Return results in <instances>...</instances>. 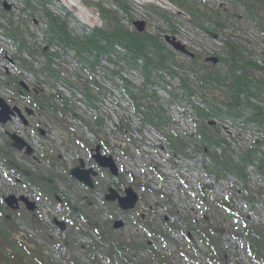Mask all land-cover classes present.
<instances>
[{
  "label": "rangeland",
  "instance_id": "374dc122",
  "mask_svg": "<svg viewBox=\"0 0 264 264\" xmlns=\"http://www.w3.org/2000/svg\"><path fill=\"white\" fill-rule=\"evenodd\" d=\"M31 1L28 6L24 0H0V99L3 103L6 100L14 103L20 115L29 123L24 126L22 120L15 116L0 126V226L7 227L0 230V264H94L93 259L86 256V247L81 245L89 244L91 237L95 235V228L107 229L108 232L112 230L109 232L112 237L122 236V230L115 232L112 229L115 222L119 221L118 218L124 219L119 215L121 209L116 207L114 201L105 198L111 194L109 189L116 195L120 194L121 185L117 181L120 178L115 179L120 174L126 183L130 182L131 177L138 179L137 182L133 181L136 184L143 178L145 183L149 181V187L153 191L166 194L164 199L156 192L150 193L147 188L140 189L136 185L130 187L141 197L138 205L152 207L154 220L149 222L150 227L153 226L159 233L165 231L171 244L168 243L166 248L161 244L159 236L148 238L151 230L149 227L146 231H140L142 234L134 228H127L125 234L129 238L139 240L142 237L143 242H150L148 248L160 241L157 253L168 254L170 257L171 252L174 264H220L216 261L222 264H260L248 258V249L251 250L249 247L247 249L249 240L239 235L246 236L247 230L264 227V169L261 166L264 164V144L258 145L253 162L245 167V183L232 170L229 171L231 175L227 174V170H222L221 176L226 179L219 177L217 181L212 174L216 164L211 155L215 153L220 157L219 160L230 159L233 164L240 165L239 158L246 149L239 150L246 147V141L247 144L250 143L254 134L238 129L237 125L243 119L231 121L224 116V122L219 123L217 130L209 128L214 120L205 123L208 128L206 132L212 136L219 134L224 139L225 146L222 147L227 148V151H223L212 147L210 153L206 154L189 138L190 132L194 130V123H190L188 116L192 117L196 113L185 100L189 96L192 104L204 108L202 96L211 101L214 92L195 90L186 95L182 93L185 88L180 86V79L177 76L173 78L169 70L161 71V75L152 71L153 84L144 86L145 79L139 69L117 63L112 55H108L111 59L100 55L97 58L98 65H95L94 55L83 54L82 59L77 58L72 49L60 46L54 40L49 43L45 33L46 22L40 11L45 9L58 16L66 22L73 35L79 36L91 34L95 28H104L106 21L99 12L101 8L114 12L120 20L119 24L131 30L135 21H142L143 32L157 36L170 49L168 65L175 71L184 72V84L190 87L197 84V79L194 75L187 74L186 69L199 60L206 65L204 57H226V41L238 45L245 57L264 69V37L258 32L254 21H247L241 12L239 19L232 18L230 15L235 10L229 0H184L185 3L180 1V5L171 0H161L162 4L157 0H80V5L88 16L84 20L77 19L69 7L59 0H44L43 6L37 0ZM259 4L255 9V18L264 25V0H259ZM159 13L165 15L171 25ZM216 17L221 21L225 20V26L217 30L216 35L209 36L206 30H214ZM79 22H84L86 28H80ZM173 30L174 34L170 32ZM165 36L174 37L184 46L186 53L174 50L165 41ZM28 49L34 50V56L29 55ZM141 64L138 61V65ZM216 66L217 69L221 68L220 62ZM84 67L88 68L87 72H84ZM225 68L224 66L223 69ZM214 70L215 67H212L210 71ZM109 72H117L126 79L134 87L130 88L135 95L146 92L157 97L152 106L159 109V115L167 123L163 125V133L138 122L135 115L139 113L134 112L132 99L123 89L127 87L126 82L123 84L114 77V82L118 84L115 86L107 76ZM257 75L260 76V72ZM88 81L89 87H94L96 83L107 93L105 97L98 98V110L95 112L81 100L82 95L76 90L82 84L87 86ZM222 90L226 91L227 88ZM21 91L26 99L20 97ZM223 91L221 92L224 93ZM171 92L178 99H173ZM45 99L58 106L59 112L52 108H41L39 104H44ZM66 99L68 102H65ZM255 99L250 97L245 100L258 106L262 116L264 98L261 101ZM142 101V108L139 109L144 111L143 104L146 102ZM64 103L71 107L70 112L62 113ZM10 110L13 115L17 114L14 109ZM29 111L32 113L28 114ZM28 115H33L32 119ZM70 115H79L83 121H90L96 115L101 118L103 125L100 136L109 146L101 154L110 155L111 160H114L116 176L110 171L98 169L90 162L89 150L92 149L96 154L95 148L101 145L97 140L99 135ZM240 115L247 117L255 114L243 107ZM11 134L20 137L31 148L32 153L27 155L24 150L11 147ZM178 136L185 140L184 149L189 158L169 161L166 159V152L168 153L170 137L176 139ZM79 138L84 141L82 148L75 143ZM80 161L84 163L81 169L92 168L99 173L96 179L102 186L108 187L104 196L99 191H94V186L85 190L70 175L72 169L80 166ZM153 164L155 168L151 171L150 166ZM120 168L124 170V174L120 173ZM154 170L163 173L162 181L156 179ZM206 171L211 172L208 175ZM178 175L185 180L178 179ZM246 186L248 190L245 189ZM20 197L39 208L27 211L25 202ZM6 198H13L16 202L9 206L5 202ZM153 200L158 204H152ZM64 201L69 207L79 209L78 213L66 210ZM103 201L110 206V211H107L108 207L104 206ZM219 202L221 208L211 210V206ZM232 207H236L237 211L232 212ZM176 212L187 214L189 218L182 221V216L177 218ZM128 220L131 222L133 219L128 216ZM200 220H203L201 226L207 220V227H217L221 232L216 235L211 229L214 237L204 240L202 227H195L193 224V221L200 223ZM54 221L64 222V231H60ZM87 221L94 226L88 227ZM10 228L12 229L8 231ZM186 233L191 234V239ZM101 246L95 252V258L101 260L100 263L107 264ZM212 247L217 249V253L221 252V256H210L208 253ZM256 254L264 256V252ZM145 257H148L146 252L135 258L140 262L162 263L157 257L149 260ZM116 261L120 263L118 259Z\"/></svg>",
  "mask_w": 264,
  "mask_h": 264
},
{
  "label": "trees",
  "instance_id": "16d2710c",
  "mask_svg": "<svg viewBox=\"0 0 264 264\" xmlns=\"http://www.w3.org/2000/svg\"><path fill=\"white\" fill-rule=\"evenodd\" d=\"M37 1L40 2L39 4L41 6H43V3H45L44 0ZM172 1L174 3H179L180 1L184 0H171V2ZM229 1L235 10L231 15L229 13V15L232 18L239 19V17L244 14V17L247 21H254L258 32L262 37H264V25L255 18V9L260 5L259 0ZM27 2L26 0H24V3L29 6L30 2L32 1L30 0V2ZM184 3H182V5ZM37 12H39V10ZM40 12L46 22L45 33L48 35L49 43L51 40H54V42H57V44H59L60 46H66L67 48L72 49V51L75 52L77 58L82 59L83 54L94 55V58L96 60L95 65H98L99 62L97 58L100 57V55H105L108 59H111V57H109L108 55H112L115 56L117 63L121 62L135 69H139L140 73L143 74V77L145 79L144 86H146L145 84L149 83L153 84L154 81H152L151 75L152 71H155L156 73L161 75V71L169 70L173 78L177 76L180 79L184 87L182 86V84H180V86L182 88H185V91H181L184 94L186 93V95L192 93L195 90H211V92H214V98H212L211 101H207L202 96L201 102L205 104L204 108L200 107L199 105L192 104L190 99L188 98L189 96H187L185 100L191 108L195 109L194 111L196 113V115H192V117H189L190 120L195 124V134H193L194 139H192L193 144L198 145L199 148H201L202 151L206 154L210 153V148L212 147L221 148V150L223 151H227V148L225 147L224 149V147H222V142H224V139H222L219 134L214 135V137L206 132L208 128L205 123L209 122L210 120H214L215 123L213 125H209V128L213 127V129L217 130L220 125L219 123L224 121L225 117H229L234 120V118L240 115L242 111L240 109H243V107L253 108V113L255 114L253 115V117L261 119L262 113H260L259 107L252 105L247 100L248 98L250 99V97L259 100L264 98V71L253 60L245 57L242 48L234 43H231L230 41H226L224 43V51L227 54L226 57L223 58V55L220 57L217 56L221 68L217 69V64L212 65L211 63H206V65H204L202 64L203 62L201 60H199L200 62L198 61L197 64L192 63V65H190L188 68L186 67V73L194 75V77L197 79V84L194 85V87L191 86V88L190 86L184 84V81L186 79V76H184L185 73L182 71H175L170 67V65H168L170 64V49H168L157 36L150 35L146 32L138 33L135 29L131 30L126 28L124 25H120V20L119 18H117L114 12L101 8L99 12L106 21L104 28H95L91 34H84L80 36L73 35L74 33L69 29L66 22L62 21L58 16L52 15L51 12L45 9ZM159 14L162 15V17L166 22H168L169 25H171L169 23V19L165 15H163L162 13ZM235 15L238 16L236 17ZM191 20L196 23L193 18ZM223 26H225V20L221 21L216 17L214 30L209 31L207 29V34L209 36H214L216 35L215 32H217V30H219ZM170 32L174 34V30ZM14 39L16 40V38ZM17 41L22 43L20 40ZM116 48L120 49L117 50ZM27 51L30 56H34L33 49H28ZM138 61L142 62L141 66L138 65ZM172 63L175 64L174 62ZM224 66L226 67L225 69H223ZM180 67L183 68L182 66ZM212 67H215L214 72L210 71ZM258 72H260V76L257 75ZM107 76L110 78L111 82L115 84V86H117L118 84L114 82V77L118 78V80L123 84L124 82H126L127 87H123V89L128 92L132 99V107L134 112L136 114L139 113L138 115H135L138 122L143 126H152L158 132L163 133V125H166L167 123L164 122L163 116L159 115V109L152 106V104L157 101V97L151 93L146 92L140 95H135L130 88L133 86L129 84L126 79L118 75L117 72H109ZM192 83L195 84L193 81ZM87 84V86L86 84H82L81 86L77 87L76 90L81 93V100L95 112L98 110V98L100 96L105 97L107 93L103 87L98 86L96 83L94 87H89V82ZM218 88H220L219 91ZM223 88H227V90L223 91ZM221 91H223L224 93H222ZM238 91H240V94L238 93ZM171 95H173V99H178V96L174 95L172 92ZM142 99L144 100V102H146V104L142 103L143 108L145 107L144 111H141L139 109V107H141L140 102H143ZM48 100L49 99H45V103H40L39 105L41 107H45L46 109L52 108L54 110H57L56 112H59V107ZM65 102H68V100L66 99ZM67 105L68 103H64V105H62V113L68 111L70 112L71 107H68ZM222 109H226L227 111H222ZM89 120L90 121L87 122L88 124H86L89 126V128L95 130V134L100 136V128L103 125L101 118L96 115L95 117H91ZM255 121L260 125V127L264 128V124L262 123V121ZM184 141L185 140L183 139H172L170 137V150L173 155L177 153L184 154ZM253 156L254 152L249 150L245 152L243 156H240L239 158L240 165L233 164V161H229L230 159L228 160L222 158L221 160H219L220 157L217 156L216 153L214 155H211V158L216 164L215 167L217 172H219V176H221L222 170H227V172L232 170L234 173L239 175L240 180L245 183L247 180V176L244 170L248 164L253 162ZM245 189H247V186ZM87 223V225H89L88 227L94 226L92 223H89V221H87ZM205 223H207V220L204 221V224L201 228L204 233V240H211L214 237L211 233V229L216 235L221 232V229H218L217 227H207ZM2 227L4 229H7L5 225H3ZM2 227L0 226V230H2ZM11 229L12 228L8 229V231H10ZM95 232V235L91 237V241L87 246L81 245L83 248L86 247V256L92 258L94 264H102L100 263L101 260L95 258V252L102 244L103 245L101 247L105 248L104 256L108 259L110 264L158 263V261H154L152 263H149L150 261L140 262L138 259H136L140 254L143 255V253L145 252L148 254V257H145L147 258V260H149L150 258L153 259L155 257L153 254H156V256L159 255L154 251L153 248H148L147 241L143 242L142 240L137 239L130 240L124 235L121 237H112L107 229L102 230L98 227H96ZM246 233V236H240L249 240L253 253L264 252V227L256 228L255 230L254 228L249 229V231L247 230ZM160 236L165 235L161 232ZM210 253H212L211 250ZM115 257L120 261V263L116 261V259H114Z\"/></svg>",
  "mask_w": 264,
  "mask_h": 264
},
{
  "label": "water",
  "instance_id": "95a60500",
  "mask_svg": "<svg viewBox=\"0 0 264 264\" xmlns=\"http://www.w3.org/2000/svg\"><path fill=\"white\" fill-rule=\"evenodd\" d=\"M62 3H64L66 6L69 7V10L75 14V17L77 19H86L88 18L86 11L81 7L80 5V0H59ZM159 4H162L161 0H157ZM84 23V22H83ZM133 26L135 30L138 33H142L144 30V23L142 21H135L133 23ZM165 41H167L170 46L177 51H180L182 53H186V50L183 45H181L179 42H177L173 37H164ZM213 62H216V58H210ZM0 123L4 124L10 119V115L13 114V112L6 106L3 101L0 99ZM14 110L19 114L18 110L14 108ZM10 139L12 141V147L15 149L21 151L24 149L25 154L30 155L32 153L31 148L18 136L11 134ZM96 154L93 155V158L97 165L102 168H108L109 171L113 176L117 175L116 168L114 166L113 161L111 160L110 157H103L98 154V148L95 149ZM83 167V163L80 161V166L72 169L70 171V175L74 177L78 182L83 183L85 186L92 187V181H91V175L96 176V172L93 171L92 169L84 170L81 169ZM111 194L107 195L105 198L107 200L114 201L117 199L118 206L121 210H129L132 209L137 201V195L136 193L131 189V188H126L125 189V196L124 197H118L112 190L109 189ZM19 199L23 200L25 202L26 208L28 211H32L35 208V205L33 203H28L26 199L23 197H20ZM5 202L11 206L12 203H15L16 200L13 198H6ZM14 208H17L14 207ZM56 225L60 227V229H64V223L63 222H58L54 221ZM122 226V222L118 221L115 222L114 224V229H118Z\"/></svg>",
  "mask_w": 264,
  "mask_h": 264
},
{
  "label": "flooded vegetation",
  "instance_id": "af4514ba",
  "mask_svg": "<svg viewBox=\"0 0 264 264\" xmlns=\"http://www.w3.org/2000/svg\"><path fill=\"white\" fill-rule=\"evenodd\" d=\"M208 57H205V58H203V60L205 61V62H207V59ZM207 63H211V62H207ZM212 64V63H211ZM25 90H28V88H26ZM34 92H37L36 90H34ZM28 93H30V90H29V92ZM22 96H24L25 94L24 93H22L21 94ZM28 98V97H27ZM32 117H33V115H30L29 116V119H32ZM26 126H28V123L26 124ZM94 189V191H99L100 192V194L101 195H105L106 194V192H107V190H108V187L107 186H95V184H94V187H93ZM85 190H87L86 188H84ZM92 191V190H91ZM94 191H92V192H94ZM98 192V193H99ZM91 204V203H90Z\"/></svg>",
  "mask_w": 264,
  "mask_h": 264
},
{
  "label": "bare ground",
  "instance_id": "6f19581e",
  "mask_svg": "<svg viewBox=\"0 0 264 264\" xmlns=\"http://www.w3.org/2000/svg\"><path fill=\"white\" fill-rule=\"evenodd\" d=\"M253 99V98H252ZM254 100V99H253ZM259 101V100H258ZM258 101H256V102H258ZM261 101V100H260Z\"/></svg>",
  "mask_w": 264,
  "mask_h": 264
}]
</instances>
